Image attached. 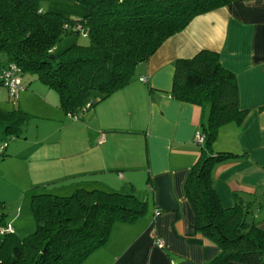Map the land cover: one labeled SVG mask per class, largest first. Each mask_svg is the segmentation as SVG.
<instances>
[{
  "label": "crops",
  "instance_id": "crops-1",
  "mask_svg": "<svg viewBox=\"0 0 264 264\" xmlns=\"http://www.w3.org/2000/svg\"><path fill=\"white\" fill-rule=\"evenodd\" d=\"M66 1L72 6L69 17L86 12ZM202 50L216 52L234 75L238 107L245 111L240 124L218 132L214 150L236 157L213 166V187L224 207L235 204L236 194L253 201L254 217L264 229V0H234L192 18L137 65L129 84L81 118L55 111L49 119L56 129H68L62 141L42 136L30 144L27 161L40 172L37 184L82 177L108 190L145 192L138 197L146 203L145 213L114 223L107 241L81 264H213L220 248L196 230L184 189L203 144L197 134L208 121L209 106L172 95L176 60ZM5 64L0 63V72ZM29 80L22 82L23 91L37 96ZM156 239H162V247Z\"/></svg>",
  "mask_w": 264,
  "mask_h": 264
},
{
  "label": "trees",
  "instance_id": "trees-1",
  "mask_svg": "<svg viewBox=\"0 0 264 264\" xmlns=\"http://www.w3.org/2000/svg\"><path fill=\"white\" fill-rule=\"evenodd\" d=\"M41 1L0 0V53L22 77L36 75L55 90L58 107L76 120L129 84L137 65L192 18L234 0H73L86 10L78 18L44 8ZM81 33L88 37L87 45L73 42L56 51L64 35ZM172 95L209 106L208 121L201 127L203 144L184 189L196 230L220 248L213 264H264V229L254 217L253 201L243 202L236 194L235 204L224 207L211 175L215 164L236 157L213 148L220 128L240 124L245 116L238 107L234 75L222 67L216 52L202 50L176 60ZM29 118L19 108L0 110V123L10 137H19ZM6 144L0 143L2 156H8ZM76 179L86 182L82 177L68 182ZM30 206L35 230L26 238L0 232V264H81L107 241L114 223L142 216L146 203L133 192L79 186L70 195L35 193ZM7 226L0 216V229Z\"/></svg>",
  "mask_w": 264,
  "mask_h": 264
},
{
  "label": "rangeland",
  "instance_id": "rangeland-1",
  "mask_svg": "<svg viewBox=\"0 0 264 264\" xmlns=\"http://www.w3.org/2000/svg\"><path fill=\"white\" fill-rule=\"evenodd\" d=\"M41 6L49 10L67 15L72 11V6L66 0H42ZM87 45L89 39L84 34L64 35L57 44L56 51L60 52L71 43ZM0 63H6V58L0 53ZM8 64L6 63L5 66ZM23 83L27 84L29 79H33L32 87L38 94L19 91L15 98L9 97L8 89L0 84V108L15 109L18 106L30 114L31 118L24 125V132L19 137H10L4 133V127L0 123V143L6 142L4 152L9 155L2 156L0 153V216L9 225L18 238H26L35 230V220L31 211V196L35 193H52L59 195H70L74 190L83 186L85 189H105L98 183L86 182L84 184L74 182H58L50 185H40L35 182V176L40 173L38 168L27 161V151L33 141L47 136L52 140L62 141L68 129H56L55 111H59L58 95L55 90L45 86L36 80V75L25 73ZM41 103V104H35ZM57 103V104H54ZM23 104V106H22ZM49 104V105H48ZM59 115V114H57ZM82 114H79L81 118ZM52 117L51 119H49ZM39 135V137H38ZM19 152H21L19 154ZM116 190V189H115ZM124 192V191H122ZM137 197H143L144 193L136 191ZM253 211L255 209L253 208ZM1 240V235H0Z\"/></svg>",
  "mask_w": 264,
  "mask_h": 264
},
{
  "label": "built area",
  "instance_id": "built-area-1",
  "mask_svg": "<svg viewBox=\"0 0 264 264\" xmlns=\"http://www.w3.org/2000/svg\"><path fill=\"white\" fill-rule=\"evenodd\" d=\"M0 81L7 87L9 97L15 98L19 91L22 89L21 87V75L19 69L12 64H9L6 68L2 69L0 72ZM198 142H202L203 135L197 134ZM1 149V147H0ZM13 231V229L8 225L7 227H3L0 229V232ZM155 244L158 247L163 246L162 239H156Z\"/></svg>",
  "mask_w": 264,
  "mask_h": 264
}]
</instances>
